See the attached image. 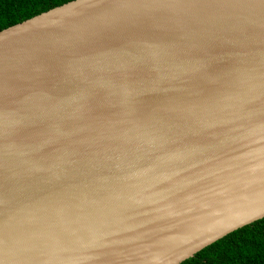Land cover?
I'll return each instance as SVG.
<instances>
[{
	"label": "water",
	"instance_id": "obj_1",
	"mask_svg": "<svg viewBox=\"0 0 264 264\" xmlns=\"http://www.w3.org/2000/svg\"><path fill=\"white\" fill-rule=\"evenodd\" d=\"M264 219V0H74L0 32V264H182Z\"/></svg>",
	"mask_w": 264,
	"mask_h": 264
},
{
	"label": "trees",
	"instance_id": "obj_2",
	"mask_svg": "<svg viewBox=\"0 0 264 264\" xmlns=\"http://www.w3.org/2000/svg\"><path fill=\"white\" fill-rule=\"evenodd\" d=\"M74 0H0V32ZM182 264H264V219L206 247Z\"/></svg>",
	"mask_w": 264,
	"mask_h": 264
}]
</instances>
